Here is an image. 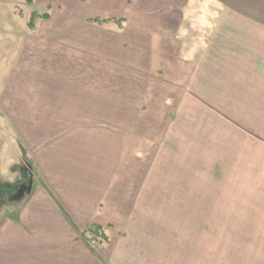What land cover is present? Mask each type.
<instances>
[{
    "label": "crops",
    "instance_id": "1",
    "mask_svg": "<svg viewBox=\"0 0 264 264\" xmlns=\"http://www.w3.org/2000/svg\"><path fill=\"white\" fill-rule=\"evenodd\" d=\"M34 7L0 103L34 183L0 264H264V0Z\"/></svg>",
    "mask_w": 264,
    "mask_h": 264
},
{
    "label": "rangeland",
    "instance_id": "2",
    "mask_svg": "<svg viewBox=\"0 0 264 264\" xmlns=\"http://www.w3.org/2000/svg\"><path fill=\"white\" fill-rule=\"evenodd\" d=\"M34 9L42 10L41 7L29 5L26 0H0V103L6 85L9 84L21 38L31 32L28 22ZM205 34L201 31L198 33L199 36ZM33 183L28 158L0 106V216L15 214L29 196ZM175 225L178 224L171 226Z\"/></svg>",
    "mask_w": 264,
    "mask_h": 264
},
{
    "label": "trees",
    "instance_id": "3",
    "mask_svg": "<svg viewBox=\"0 0 264 264\" xmlns=\"http://www.w3.org/2000/svg\"><path fill=\"white\" fill-rule=\"evenodd\" d=\"M29 5H34V0H26ZM50 19L49 9L46 10H36L32 11V16L28 22V27L31 31L36 30L37 24L41 20ZM90 22L98 24L99 26H106L110 23L118 24L119 28L122 29L124 26V20H116V19H102L96 18L90 20ZM32 170V168L30 167ZM81 240H84L88 243H96L97 245H104L110 241L108 228L102 227L98 225L91 226L86 231L82 232L79 237Z\"/></svg>",
    "mask_w": 264,
    "mask_h": 264
}]
</instances>
